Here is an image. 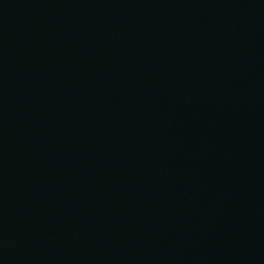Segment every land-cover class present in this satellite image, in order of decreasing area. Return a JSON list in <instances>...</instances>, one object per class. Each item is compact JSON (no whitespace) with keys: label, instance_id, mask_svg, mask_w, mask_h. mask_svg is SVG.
<instances>
[{"label":"water","instance_id":"obj_1","mask_svg":"<svg viewBox=\"0 0 264 264\" xmlns=\"http://www.w3.org/2000/svg\"><path fill=\"white\" fill-rule=\"evenodd\" d=\"M0 264H264V0H0Z\"/></svg>","mask_w":264,"mask_h":264}]
</instances>
